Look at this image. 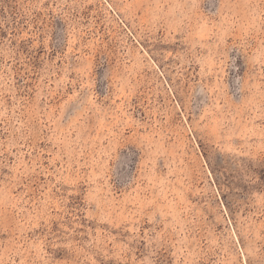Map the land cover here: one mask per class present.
Returning <instances> with one entry per match:
<instances>
[{"label":"rangeland","instance_id":"1","mask_svg":"<svg viewBox=\"0 0 264 264\" xmlns=\"http://www.w3.org/2000/svg\"><path fill=\"white\" fill-rule=\"evenodd\" d=\"M248 263L264 0H0V264Z\"/></svg>","mask_w":264,"mask_h":264},{"label":"trees","instance_id":"2","mask_svg":"<svg viewBox=\"0 0 264 264\" xmlns=\"http://www.w3.org/2000/svg\"><path fill=\"white\" fill-rule=\"evenodd\" d=\"M226 206H227V204H226ZM242 242V241H241ZM243 244V243H242ZM248 264H251V263H248Z\"/></svg>","mask_w":264,"mask_h":264}]
</instances>
